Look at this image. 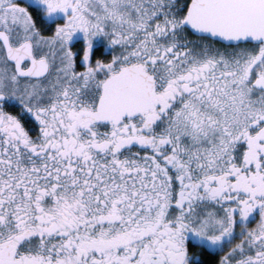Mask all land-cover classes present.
Wrapping results in <instances>:
<instances>
[{
  "label": "snow or ice",
  "instance_id": "1",
  "mask_svg": "<svg viewBox=\"0 0 264 264\" xmlns=\"http://www.w3.org/2000/svg\"><path fill=\"white\" fill-rule=\"evenodd\" d=\"M0 264H264V0H0Z\"/></svg>",
  "mask_w": 264,
  "mask_h": 264
}]
</instances>
